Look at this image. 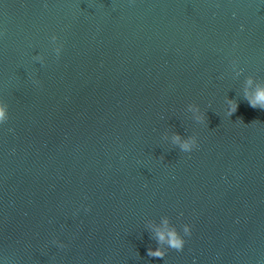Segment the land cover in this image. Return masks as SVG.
Listing matches in <instances>:
<instances>
[{
	"label": "water",
	"instance_id": "1",
	"mask_svg": "<svg viewBox=\"0 0 264 264\" xmlns=\"http://www.w3.org/2000/svg\"><path fill=\"white\" fill-rule=\"evenodd\" d=\"M249 76L264 0H0V264H264ZM165 218L191 235L150 257Z\"/></svg>",
	"mask_w": 264,
	"mask_h": 264
},
{
	"label": "clouds",
	"instance_id": "2",
	"mask_svg": "<svg viewBox=\"0 0 264 264\" xmlns=\"http://www.w3.org/2000/svg\"><path fill=\"white\" fill-rule=\"evenodd\" d=\"M57 37L53 35L51 40L53 44L56 43ZM62 46L55 47V52L59 56ZM34 59L43 62V56H35ZM237 64L235 61L232 62V68L236 76L241 75L242 69L237 70ZM38 83V81H36ZM254 83L253 77L249 76L246 81V88L243 91L244 100L254 109L264 110V84L256 83L255 88H252ZM251 89V91H249ZM227 115L231 117L238 109V102L235 99L227 100ZM187 111L192 113V118L199 122L203 123L205 121V114L201 111L200 107L197 104H189L187 106ZM9 119L8 115V106L4 102H0V124L7 122ZM165 139H168V136L165 135ZM171 143L179 147V149L184 153H190L195 148L198 147V140L195 135L184 137L179 133H173L170 137ZM151 238L154 239L157 243L155 249L149 248L147 255L150 257L163 258L166 255L167 249L171 248L176 251H183L186 240L185 236L191 235V225H183V235L177 230V228L171 224L170 220L165 218L163 220V227L151 228ZM53 243H58L53 241ZM60 247L64 245L59 244Z\"/></svg>",
	"mask_w": 264,
	"mask_h": 264
}]
</instances>
